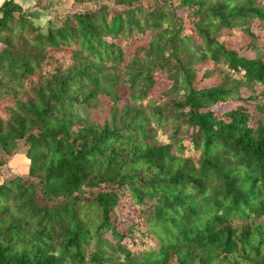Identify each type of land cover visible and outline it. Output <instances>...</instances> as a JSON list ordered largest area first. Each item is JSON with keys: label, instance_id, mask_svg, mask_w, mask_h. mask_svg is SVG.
Returning <instances> with one entry per match:
<instances>
[{"label": "trees", "instance_id": "1", "mask_svg": "<svg viewBox=\"0 0 264 264\" xmlns=\"http://www.w3.org/2000/svg\"><path fill=\"white\" fill-rule=\"evenodd\" d=\"M73 2L0 5V264H264V0Z\"/></svg>", "mask_w": 264, "mask_h": 264}, {"label": "rangeland", "instance_id": "2", "mask_svg": "<svg viewBox=\"0 0 264 264\" xmlns=\"http://www.w3.org/2000/svg\"><path fill=\"white\" fill-rule=\"evenodd\" d=\"M44 5H45V1L43 2V8H39V10H41V12H42V15H43L44 10L47 9L48 11H46V13H44L45 15H43L42 17L35 19V25L37 27H39L41 29V31L44 33L46 32L48 25H50L52 27H58L67 14H70V13L75 12V11H79L81 9H84V7H86L83 5L75 4L73 2V0H51L47 3L46 7H44ZM48 6H50V7L48 8ZM26 16H27V14H26ZM46 24H48V25H46ZM256 35L259 37L261 36V39L264 40V32L258 31V32H256ZM258 42H259V40H258ZM233 44L235 46H239L241 43L238 41H235ZM244 52H246V55H248V56H253L251 50H247ZM208 85H211V83L207 82V86ZM228 108L229 107H223V108H221V111H225ZM161 137H164V136H161ZM162 139L165 140V138H161V140ZM27 162H28V160H27ZM27 162L23 158H22V160L20 159V160L14 161L11 164L12 166L10 168L12 170L8 169L9 175L12 174V176H13L17 173L19 174V173L25 171V167H23V165H27ZM8 165L9 164H7L6 167H8ZM20 167H22L21 170H19ZM1 170H3V169H0V171ZM5 173H7L6 169L3 171V175H5ZM125 212L127 214H131L132 216H135V217L137 216L136 215L137 213L134 210H126ZM140 221H142V219ZM124 225H126V223H124ZM144 241L146 242V240H144ZM136 248H140L139 245L137 247H133L132 249H136Z\"/></svg>", "mask_w": 264, "mask_h": 264}, {"label": "crops", "instance_id": "3", "mask_svg": "<svg viewBox=\"0 0 264 264\" xmlns=\"http://www.w3.org/2000/svg\"><path fill=\"white\" fill-rule=\"evenodd\" d=\"M5 0H0V5L4 2ZM14 3H16L17 5H19L22 9H23V11H24V13H26L27 14V16H28V18H30L31 19V21L34 23V25H35V19H38V18H40V17H42L43 15H45L44 13H46V11H48L47 9L46 10H44L43 11V15H42V12H41V10H39V8L38 7H36L35 5H36V3H37V0H12ZM51 1V0H50ZM50 6H48V8H49ZM46 25H48V24H46ZM36 26V25H35ZM22 158L27 162V158L24 156V155H22V154H17V155H15L9 162H8V167H5V169H6V172L7 173H5V175H3V171L5 170L4 168H3V170H1L0 171V183L4 180V179H6V178H10V177H12V174L11 175H9V171H8V169L9 170H12V169H10L11 168V164L14 162V161H17V160H22ZM28 165H29V161L27 162V165H23V167H25V171H23V172H21V173H19V174H25V173H27V170H28ZM22 169V167H20L19 168V170H21ZM16 171V170H15ZM14 172V171H13ZM12 172V173H13ZM15 174V173H14ZM15 175H18V173L17 174H15Z\"/></svg>", "mask_w": 264, "mask_h": 264}]
</instances>
